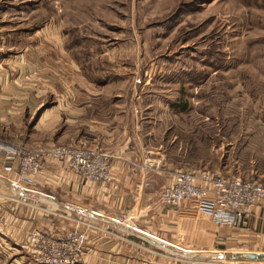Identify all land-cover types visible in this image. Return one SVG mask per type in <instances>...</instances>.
Listing matches in <instances>:
<instances>
[{"label":"rangeland","instance_id":"obj_1","mask_svg":"<svg viewBox=\"0 0 264 264\" xmlns=\"http://www.w3.org/2000/svg\"><path fill=\"white\" fill-rule=\"evenodd\" d=\"M6 31L0 139L127 127L158 164L264 182V0H0ZM231 230L215 247L264 250L261 230Z\"/></svg>","mask_w":264,"mask_h":264},{"label":"crops","instance_id":"obj_2","mask_svg":"<svg viewBox=\"0 0 264 264\" xmlns=\"http://www.w3.org/2000/svg\"><path fill=\"white\" fill-rule=\"evenodd\" d=\"M9 40V31L0 35V79L4 74L1 63L10 57L3 54L2 49H8ZM99 91L103 90L88 88L91 97L98 95ZM90 104L92 102H86V105ZM91 118L95 120L97 117ZM95 127L94 133L89 132L90 128L85 130L89 136L85 137L82 132L77 139L48 143H80L105 151L109 154L113 181L85 183L63 162L51 161L44 172L35 177L36 191L24 192L28 196L27 202L17 203L0 196L4 217L17 224L13 234L0 235V264H29L21 258L26 254L27 230L62 231L73 227L76 217L93 224L86 234L84 248L87 251L80 256L81 264H175L167 255L159 253L156 241L160 238L180 240L178 231H189L193 225L191 213L182 206L161 203L157 194L163 184L171 182L173 172L180 167L171 162L165 166L158 164L146 149L147 143L127 127H104L101 130L100 125L95 124L92 129ZM10 163L0 151V165L7 167ZM0 193H14L9 182L1 178ZM260 216L264 217V207L260 208L258 204L251 206L248 213L238 215L231 226L236 229L231 230V238L256 229L264 234V221L257 219ZM205 225L211 226L209 222ZM202 231L199 227L197 235ZM9 255H15L16 262H10Z\"/></svg>","mask_w":264,"mask_h":264},{"label":"built area","instance_id":"obj_3","mask_svg":"<svg viewBox=\"0 0 264 264\" xmlns=\"http://www.w3.org/2000/svg\"><path fill=\"white\" fill-rule=\"evenodd\" d=\"M0 151L3 158L11 162L7 167L0 165V178L9 182L14 191L13 195L0 193V196L4 195L17 203L27 202L28 196L24 192L36 191L34 179L44 172L51 161L63 162L85 183L113 181L109 154L95 146L0 139ZM157 196L165 205L185 208L191 213L193 224L189 231H178L180 240L158 239L156 243L159 245L156 247L159 253L167 255L175 264H241L236 258L212 257L202 253L227 250L215 248L218 228L233 226L238 215L248 213L251 206L263 201L264 182L207 168H178L173 172L171 182L159 188ZM75 220L73 227L62 231L27 230L26 254L37 264H81L80 256L87 251L84 248L86 234L93 224L80 217ZM206 222L211 226H206ZM199 227L203 231L198 236ZM16 229L17 224L5 218L0 209V235L8 236Z\"/></svg>","mask_w":264,"mask_h":264},{"label":"water","instance_id":"obj_4","mask_svg":"<svg viewBox=\"0 0 264 264\" xmlns=\"http://www.w3.org/2000/svg\"><path fill=\"white\" fill-rule=\"evenodd\" d=\"M220 256L236 259H250L264 261V250H226Z\"/></svg>","mask_w":264,"mask_h":264},{"label":"bare ground","instance_id":"obj_5","mask_svg":"<svg viewBox=\"0 0 264 264\" xmlns=\"http://www.w3.org/2000/svg\"><path fill=\"white\" fill-rule=\"evenodd\" d=\"M206 252H209V251H206ZM218 253V252H217ZM220 253H223V252H220ZM203 255H208V256H214V255H216V254H207V253H202ZM217 255H220V254H217ZM239 260H242V259H239ZM243 261V260H242ZM242 261H239V262H241V263H243V264H247V262L248 261H246V262H242ZM256 262H258L259 264H264V262L263 261H253L252 263H256ZM258 263H256V264H258Z\"/></svg>","mask_w":264,"mask_h":264}]
</instances>
